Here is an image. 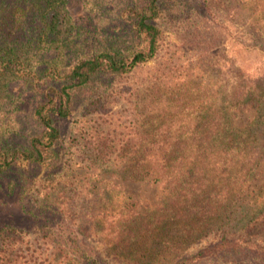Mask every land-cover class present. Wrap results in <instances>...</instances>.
<instances>
[{
    "label": "trees",
    "instance_id": "16d2710c",
    "mask_svg": "<svg viewBox=\"0 0 264 264\" xmlns=\"http://www.w3.org/2000/svg\"><path fill=\"white\" fill-rule=\"evenodd\" d=\"M73 1L0 0V108L11 83L30 85L39 99L32 113L40 127L28 146L0 147V177L22 164L56 161L76 94L98 88L99 79L123 77L158 53L161 0H117L108 14L119 21L121 35L96 39V48L85 44L70 61L68 53L76 52L80 38L99 31L95 25L81 29L68 8ZM82 1L88 8L84 19L94 21L93 4L102 0ZM221 1L247 10L264 31V0ZM168 65L139 83L153 95L150 105L160 97L156 105L161 108L147 106L149 112L140 116L148 120H137L123 153L106 166L113 179L104 180L108 197L97 218L105 227L103 241L117 256L140 264L264 254V180L259 178L264 168V79L239 74L238 86L225 101L219 83L179 77ZM120 183L155 185L158 202L152 207L114 205L110 194L127 198ZM4 234L0 230V264H10ZM203 242L194 256L187 254ZM71 243L75 249L62 248L67 263L61 264H98L86 253L79 255L76 238Z\"/></svg>",
    "mask_w": 264,
    "mask_h": 264
},
{
    "label": "rangeland",
    "instance_id": "374dc122",
    "mask_svg": "<svg viewBox=\"0 0 264 264\" xmlns=\"http://www.w3.org/2000/svg\"><path fill=\"white\" fill-rule=\"evenodd\" d=\"M116 1L94 2L97 17L92 22L84 19L88 8L82 0L68 5L81 29L99 28L98 35L91 32L80 38L76 52L68 53L70 61L86 49L85 44L92 49L100 37L121 35L119 21L108 14ZM160 8L157 55L123 77L99 79L98 88L76 94L72 113L62 127L56 161L41 166L22 164L0 177V230L5 231L2 240L10 264L67 263L62 248L74 250L70 244L75 238L79 255L86 253L98 264H140L117 256L105 244V227L97 220L108 197L103 192L104 180L113 179L106 166L123 153L122 145L135 131L137 120L145 118L140 115L149 112L147 106L161 108L156 105L160 97L155 96L156 103L150 105L153 95L139 83L160 65L171 63L179 77L219 83L226 101L239 84V74L264 79V31L247 10L221 0H161ZM7 90L0 108V147L23 148L40 131L32 113L39 99L22 82L11 83ZM259 178L264 180V168ZM120 184L127 198L123 201L110 194L114 205L132 208L138 202L152 207L158 202L160 192L155 185ZM204 245L192 246L187 254L194 256ZM263 257L262 253L255 257L226 253L193 264H264Z\"/></svg>",
    "mask_w": 264,
    "mask_h": 264
}]
</instances>
